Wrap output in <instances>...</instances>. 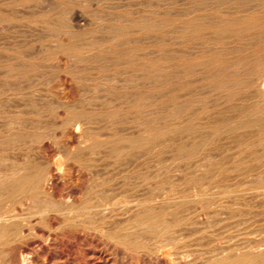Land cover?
Here are the masks:
<instances>
[{"label": "rangeland", "instance_id": "1", "mask_svg": "<svg viewBox=\"0 0 264 264\" xmlns=\"http://www.w3.org/2000/svg\"><path fill=\"white\" fill-rule=\"evenodd\" d=\"M226 1L0 0V150L2 149L0 168L5 170L8 167L9 164L4 165L6 161L5 164L15 162L13 165L19 168L22 164L21 173H28L36 168L46 173L48 159L42 155L44 151L54 155V158L51 156V160L56 159V155L61 159V163L59 162L56 168L54 167L55 170L53 169L51 180H43L41 190L39 189L37 193L25 188L14 192L6 189L4 196L3 193L0 194V213H4L5 216L18 214L19 222L24 224L25 232L23 233L28 235L31 231L27 237L18 233L21 236L17 238L18 241H15L18 252L21 251L23 255L31 259H28L27 263L143 264L137 249L115 242L112 237L109 241L108 234H106L107 238L105 233L83 226L82 221L87 220V216L79 214L78 217L81 216V218L77 217L78 221H74L77 218L73 220L72 217L78 214L74 211L77 209H72L70 212L67 206L61 204L59 206L61 211L57 208L49 209L50 212L48 209H43L41 212L38 210L40 205H44L51 198L52 201L56 200L60 203L61 199L67 197L70 203H77V208L81 207V202L89 197L86 196L89 188H86L92 182L91 180L96 178V173L106 174L110 169L112 172L108 171L109 174L116 172L119 157L106 156L113 146L135 150L152 147L151 150L158 149L159 158H148V160L147 156L142 155L144 158L137 157L135 163H141L143 159L144 162L153 160L151 163L156 164L164 159L163 162H167L166 164L174 170L172 171L174 173L170 175L173 179L177 178L176 181L183 175L184 178L195 176V174H207L212 167V175L209 174L210 177L209 175L208 177L213 183L208 196L214 195V198L217 196L218 201L221 200L224 204V198L227 199L232 194L233 197H239L237 195L241 194L240 200L250 202L253 222L251 238L248 237L256 245L253 247L254 256L264 255V242H262L264 241V205L262 203L264 202V172L262 171L264 170V85H262L264 84V1ZM10 122L13 123L10 124ZM41 148L43 150H40ZM103 148L107 152L103 153ZM26 150L27 154L32 150L31 154L25 155L22 151ZM36 151H42V153ZM86 151L90 153V156H87ZM76 152L87 155L81 157L76 155ZM68 153L71 156L74 154L72 156L74 159ZM10 155V158H6L8 161H4L5 157ZM12 155L17 159L15 160ZM30 155L32 157H29ZM23 156H26L25 161L29 162L30 159L32 163L25 162ZM91 156L93 157L90 158ZM19 159H23L22 163ZM158 159L161 161H155ZM40 161L45 165H40ZM258 161L263 162L262 165ZM86 163L90 164V167ZM171 163L176 166V169ZM28 164L30 166L34 164L32 166L34 168L32 169ZM93 164H95L94 167L91 166ZM96 164L102 168V171ZM205 167L207 171H204ZM85 169L88 171L86 172ZM97 169L101 172H97ZM198 172L201 173L198 174ZM255 172L258 173L255 175ZM83 173L86 176H82ZM240 177L243 182L240 181L239 185L235 184L236 181L239 182ZM221 181L227 182L222 184ZM252 182L255 184H251ZM179 189H176L174 193L177 191V195H180ZM220 189L223 192L219 191ZM57 190H60L59 193ZM226 190L230 194H226ZM248 190H250L249 193ZM247 195L252 197L247 198ZM39 197H45L44 202ZM26 207L29 209H25ZM236 207L243 208L242 205ZM259 217H262L263 221L260 222ZM63 218L67 220V223L62 220ZM216 218L221 221L220 227L224 224L225 226L222 229H219V226L206 227L208 226L206 223L205 228L200 231L203 235L198 232L193 235L194 237L191 236L190 247L196 250L197 254L191 255L190 258H195L198 262L212 257L214 260L223 256L227 258V247L240 241L241 245L240 243L237 245L241 249L237 250L242 251L243 238H235L233 241L228 238L230 234L226 225L232 220L224 213L217 215ZM233 220L235 221L234 218ZM55 221L62 224L57 222L56 227ZM47 223H49L48 226ZM59 226L61 227L58 229ZM31 227H33L32 230ZM50 229L54 231L51 232ZM197 236L201 239H197L196 242ZM209 239L211 240L208 244ZM193 240L195 243L192 242ZM202 240L204 242H201ZM258 240L261 242L259 243ZM205 241L206 245H204ZM191 242L194 244L192 245ZM117 243L120 244V248ZM217 244L224 246L221 247L226 250L222 251L220 248V251H213ZM199 248H204L201 250H206L205 253L199 251ZM207 250H211L212 253ZM102 257L106 258L102 259ZM5 260L6 255L0 252V261Z\"/></svg>", "mask_w": 264, "mask_h": 264}, {"label": "bare ground", "instance_id": "2", "mask_svg": "<svg viewBox=\"0 0 264 264\" xmlns=\"http://www.w3.org/2000/svg\"><path fill=\"white\" fill-rule=\"evenodd\" d=\"M100 1V0H99ZM228 1V0H227ZM226 1V2H227ZM230 1V0H229ZM242 1V0H241ZM264 1V0H263ZM221 2V1H220ZM238 2V0H237ZM236 5V4H234ZM252 5V4H251ZM78 6V5H77ZM86 6V5H85ZM61 7V6H60ZM197 8V7H196ZM242 8V7H241ZM257 8V7H256ZM58 9V8H57ZM74 9V8H73ZM5 10V9H4ZM246 11V10H245ZM248 11V10H247ZM43 12V11H42ZM101 12V11H100ZM160 12V11H159ZM210 12V11H209ZM26 13V12H25ZM62 13V12H61ZM63 14V13H62ZM184 14V13H183ZM182 14V15H183ZM17 15V14H16ZM99 15V14H98ZM200 15V14H199ZM244 15V14H243ZM257 15V14H256ZM79 16V15H78ZM210 16V15H209ZM213 16V15H211ZM224 16V15H223ZM255 17V16H254ZM253 17V18H254ZM69 18V17H68ZM78 18V17H77ZM91 18V17H90ZM143 18V17H142ZM258 19L260 17H257ZM6 19V18H5ZM53 19V18H52ZM224 19V17H223ZM71 20V19H70ZM79 20V19H77ZM82 20V19H81ZM142 20V19H141ZM164 20V18H163ZM184 20V19H183ZM80 21V20H79ZM218 21V20H217ZM223 21V20H222ZM248 21V20H247ZM261 21V20H260ZM254 22V21H253ZM63 23V22H62ZM86 23V22H85ZM84 23V24H85ZM204 23V22H203ZM216 23V22H215ZM78 24V23H77ZM80 24V23H79ZM167 24V23H166ZM196 24V23H195ZM256 24V23H254ZM264 24V23H263ZM72 25V24H71ZM248 25V24H247ZM259 25V24H258ZM167 26V25H166ZM191 26V25H190ZM77 27V26H76ZM81 27V26H80ZM262 27V26H261ZM82 28V27H81ZM190 28V27H189ZM185 29V28H184ZM188 29V28H187ZM222 29V28H221ZM246 29V28H245ZM186 30V29H185ZM192 30V29H191ZM248 30V29H247ZM94 31V30H93ZM130 31V30H129ZM132 31V30H131ZM246 31V30H245ZM177 32V31H176ZM250 32V31H249ZM205 33V32H204ZM222 33V32H221ZM88 34V33H87ZM121 34V33H120ZM109 35V34H108ZM74 36V35H73ZM116 36V35H115ZM169 36V35H168ZM234 36V35H233ZM147 37V36H146ZM156 37V36H155ZM164 37V36H163ZM178 37V36H177ZM77 38V37H76ZM116 38V37H115ZM222 38V37H221ZM225 38V37H224ZM254 38V37H253ZM96 39V38H95ZM146 39V38H145ZM162 39V38H161ZM122 41V40H121ZM226 42V41H225ZM210 43V42H209ZM120 44V43H119ZM241 48V47H240ZM238 49V48H237ZM149 50V49H148ZM182 50V49H181ZM211 50V49H210ZM223 50V49H222ZM239 50V49H238ZM107 51V50H106ZM122 51V50H121ZM187 51V50H186ZM190 51V50H189ZM237 51V50H236ZM185 52V51H184ZM227 52V51H226ZM125 54V53H124ZM139 54V53H138ZM157 55V54H156ZM62 56V55H61ZM91 56V55H90ZM82 57V56H81ZM101 57V56H100ZM64 58V57H63ZM94 59V58H93ZM106 59V58H105ZM2 60V59H1ZM4 60V58H3ZM7 60V59H6ZM63 60V59H62ZM76 60V59H75ZM24 63V62H23ZM106 63V62H103ZM140 63V62H139ZM18 64V63H17ZM21 64V63H20ZM204 64V63H203ZM221 64V63H220ZM38 65V64H37ZM209 65V64H208ZM207 65V66H208ZM98 66V65H97ZM231 66V65H230ZM102 67V66H101ZM227 67V66H226ZM155 68V67H154ZM84 69V68H83ZM91 69V68H90ZM196 69V68H195ZM5 70V69H4ZM181 71V70H180ZM232 71V70H231ZM3 72V71H2ZM1 72V73H2ZM70 72V71H69ZM129 72V71H128ZM184 72V71H183ZM49 73V72H48ZM95 74V73H94ZM239 74V73H238ZM164 75V74H163ZM162 75V76H163ZM154 76V75H153ZM204 76V75H203ZM57 77V76H56ZM263 77V76H262ZM120 78V77H119ZM39 79V78H38ZM148 79V78H147ZM259 79V78H258ZM261 79V78H260ZM32 80V79H31ZM90 80V79H89ZM121 81V80H120ZM152 81V80H151ZM259 81V80H258ZM264 81V80H263ZM23 82V81H21ZM165 82V81H164ZM163 82V83H164ZM253 82V81H252ZM261 82V81H260ZM24 83V82H23ZM251 83V82H250ZM59 84V83H58ZM126 84V83H125ZM220 84V83H219ZM175 85V84H174ZM264 85V84H262ZM54 86V85H53ZM99 86V85H98ZM126 86V85H125ZM182 86V85H181ZM17 87V86H16ZM215 87V86H214ZM218 87V86H217ZM26 88V87H25ZM101 88V87H100ZM198 88V87H197ZM249 88V87H248ZM264 88V87H263ZM92 89V88H91ZM215 89V88H214ZM15 91V90H14ZM84 91V90H83ZM98 91V90H97ZM100 91V89H99ZM202 91V90H201ZM213 91V90H212ZM4 92V91H3ZM108 92V91H107ZM147 92V91H146ZM192 92V91H191ZM160 93V92H158ZM194 93V92H193ZM245 93V92H244ZM260 93V92H259ZM85 94V93H84ZM155 94V93H154ZM163 94V93H162ZM185 94V93H184ZM187 94V93H186ZM261 94V93H260ZM106 96V95H105ZM152 96V95H151ZM159 96V95H158ZM211 96V95H210ZM209 96V97H210ZM31 97V96H30ZM208 97V98H209ZM222 97V96H221ZM20 98V97H19ZM155 99V98H154ZM227 99V98H226ZM210 100V99H209ZM16 101V100H15ZM264 101V100H263ZM26 102V101H25ZM90 102V101H89ZM123 102V101H122ZM121 102V103H122ZM183 102V101H182ZM37 103V102H36ZM102 103V102H101ZM120 103V102H119ZM124 103V102H123ZM147 103V102H146ZM253 103V102H252ZM256 103V102H255ZM9 104V103H8ZM22 104V103H21ZM46 104V103H45ZM254 104V103H253ZM252 104V105H253ZM261 104V102H260ZM34 105V104H33ZM238 105V104H237ZM248 105V104H247ZM251 105V104H250ZM251 105V106H252ZM259 105V104H258ZM52 106V105H50ZM74 106V105H73ZM77 106V105H76ZM198 106V105H197ZM213 106V105H212ZM232 106V105H231ZM249 106V105H248ZM43 107V106H42ZM57 107V106H56ZM126 107V106H125ZM238 107V106H237ZM246 107V105H245ZM250 107V106H249ZM165 108V107H164ZM235 108V106H234ZM259 108V107H258ZM33 109V108H31ZM43 109V108H42ZM70 109V108H69ZM230 109V108H229ZM233 109V108H232ZM5 110V109H4ZM41 110V109H40ZM39 110V111H40ZM221 110V109H220ZM237 110V109H236ZM38 111V110H37ZM36 111V112H37ZM63 111V110H62ZM41 112V111H40ZM229 112V111H228ZM33 113V112H32ZM123 113V112H122ZM147 113V112H146ZM173 113V112H172ZM216 113V112H215ZM222 114V113H221ZM232 114V113H231ZM230 114V115H231ZM42 116V115H41ZM192 116V115H191ZM219 116V115H218ZM137 117V116H136ZM253 117V116H252ZM14 118V117H13ZM118 119V118H117ZM126 119V117H125ZM122 120V119H121ZM14 121V120H13ZM69 121V119H68ZM73 121V120H72ZM70 121V122H72ZM77 121V120H76ZM25 122V121H24ZM75 122V121H74ZM130 122V121H129ZM155 122V121H154ZM207 122V121H206ZM13 123V122H12ZM10 122V124H12ZM92 123V122H91ZM219 123V122H218ZM7 124V123H6ZM9 124V125H10ZM17 124V123H16ZM78 124V123H77ZM8 125V126H9ZM26 125V124H25ZM73 125V124H72ZM140 125V124H139ZM5 126V125H4ZM28 126V125H27ZM133 126V125H132ZM36 127V126H35ZM130 127V126H129ZM146 127V126H145ZM96 128V127H95ZM117 128V127H116ZM128 127H126L127 129ZM262 128V127H261ZM12 129V128H11ZM133 130V129H132ZM131 130V131H132ZM255 130V129H254ZM247 131V130H246ZM263 131V129H262ZM6 132V131H5ZM185 132V131H183ZM261 132V131H259ZM14 133V132H13ZM84 133V132H83ZM88 133V132H87ZM177 133V132H176ZM206 133V132H205ZM241 133V132H240ZM85 134V133H84ZM186 134V133H185ZM214 134V133H213ZM248 134V133H247ZM38 135V134H37ZM53 135V133L51 134ZM244 135V134H243ZM246 135V134H245ZM39 136V135H38ZM60 136V135H59ZM235 136V135H234ZM29 137V136H28ZM32 137V136H31ZM66 137V136H65ZM253 137V136H252ZM263 137V136H262ZM15 138V137H14ZM218 138V137H217ZM258 139V138H257ZM74 140V139H73ZM167 141V140H166ZM82 142V141H81ZM86 142V141H85ZM160 142V141H159ZM158 142V143H159ZM192 142V141H191ZM212 142V141H211ZM254 142V141H253ZM120 143H122L120 141ZM188 143V142H187ZM186 143V144H187ZM190 143V142H189ZM198 143V142H197ZM214 143V142H213ZM249 143V142H248ZM62 144V143H61ZM73 144V143H72ZM115 144V143H114ZM118 144V143H117ZM172 144V143H171ZM206 144V143H205ZM123 144H121L122 146ZM139 145V144H138ZM156 145V144H155ZM159 145V144H158ZM165 145V144H164ZM31 146V145H30ZM35 146V145H34ZM42 146V145H41ZM59 146V145H58ZM110 146V145H109ZM120 146V145H119ZM120 146V147H121ZM169 146V145H168ZM172 146V145H171ZM237 146V145H236ZM257 146V145H256ZM12 147V146H11ZM129 147V146H128ZM157 147V146H155ZM160 147V146H159ZM165 147V146H164ZM18 147H16L17 149ZM35 148V147H33ZM143 148V147H142ZM149 148V147H148ZM153 148V147H152ZM151 148V149H152ZM219 148V147H218ZM6 149V148H5ZM46 149V148H45ZM51 149V148H50ZM49 149V150H50ZM58 149V148H57ZM151 149H144V150H135L132 148L129 149H121L118 147L113 146L112 148H110L108 150V152L106 150H104L103 148V153H106V156L109 157H119L118 161L119 163H117V168H116V172L109 174L108 171L112 172V170H108L106 172V174H101V173H96V178L88 179L89 181L91 180L92 182L90 183V187L88 186L86 189L89 188L88 190V194L86 196H89L87 200H85L84 202H81L82 205L81 207L77 208L76 204L70 203L69 200L67 199H61L60 203L59 201L57 202L56 200L52 201V198L50 201H47L49 203H46L44 205H40L38 210L41 212L43 209H48V212H50L52 209L57 208L59 209V206L61 204H63L67 210L69 209V211L71 212V210L73 209H77L74 210L76 213L78 212V214H75L72 219H76L78 217L79 214L87 216V220L84 219L82 222L83 226H86L92 229H95V231L97 230V232H101V233H105L108 234L109 236V241H110V237H112L114 239L115 242H119L121 244H124L126 247L128 246V248H135L137 249L136 251H139L141 254V260L143 264H264V255H260L258 257L254 256L253 253V247L256 246L252 243V241L250 240L251 238V233H252V219H251V215H252V208H251V204L246 203L243 200H240V195H237L239 197H227L224 198L225 199V203H221V200L218 201V199L215 197L214 195L212 197H209L210 195L208 194V192L210 191V187L212 185V179L210 177V175H212L213 172V168L211 167L208 168L210 169L207 174H202V175H196L192 177H184L183 176L181 178L183 179H179V180H175L177 178H172V171H174L172 169L171 166L167 165L164 161V159H162V162H156V164H153L149 161L144 162L143 159H141V161L143 162H137L135 163L137 157L140 156H147L148 158H155L158 157L159 158V151L158 149L156 151L151 150ZM155 149V148H154ZM178 149V148H177ZM2 150V149H1ZM0 150V152H1ZM7 150V149H6ZM12 150V149H11ZM28 150V149H27ZM26 151H22L24 152V154L26 155L27 153ZM33 150V149H32ZM29 151V154H31ZM35 150V149H34ZM33 150V151H34ZM40 150H43L42 148ZM71 150V149H70ZM82 150V149H81ZM79 150V151H81ZM94 150V149H93ZM97 150V149H96ZM162 150V149H160ZM181 150V148H180ZM183 150V149H182ZM199 150V149H198ZM219 150V149H218ZM14 151V150H13ZM13 151H11V153H14ZM78 151V150H77ZM90 151V150H89ZM98 151V150H97ZM158 151V152H157ZM165 151V150H164ZM172 151V150H171ZM8 152V151H7ZM38 152V151H36ZM53 152V151H52ZM51 152V153H52ZM85 152V151H84ZM88 152V151H86ZM184 152V151H183ZM186 152V151H185ZM6 153V152H4ZM10 153V152H9ZM16 153V152H15ZM18 153H21L18 151ZM35 153V152H34ZM38 153H42L38 152ZM37 153V154H38ZM60 153V151L58 152ZM57 153V154H58ZM63 153V152H62ZM70 153V152H69ZM68 153V154H69ZM75 153V152H74ZM100 153V152H99ZM1 154V153H0ZM27 154V155H29ZM36 154V153H35ZM45 154V155H44ZM67 154V155H68ZM90 153L88 152V155L81 152H76V155L84 157V156H90ZM162 154V153H161ZM160 154V156H161ZM191 154V153H190ZM4 155V154H3ZM16 155V154H15ZM20 155V154H19ZM23 155V154H22ZM34 155V154H32ZM44 157L46 156V158L48 159L47 161V172H43L40 168L39 169H33L32 166H34V160H33V165L29 166L33 169L32 171H28V173H21V167L19 168L18 166H14L13 164H15V162L12 164V162H10L12 165H10V163H6L5 164V160L8 161V159L6 158H10V156L5 157L4 159V165H8V167L5 168H0V194L3 193L4 196V191H6V189L8 190H12L14 191H21V190H29L32 191L34 193H37L39 191V189L41 188V184L43 180H51L52 176H53V169L55 166L58 165V163H61V159L57 158L55 156L56 159L54 158V155H50L49 152L44 151V153L42 154ZM61 156V154H58ZM74 154H72L73 156ZM102 155V154H101ZM180 155V154H179ZM182 155V154H181ZM211 155V154H210ZM209 155V156H210ZM262 155V154H261ZM1 156V155H0ZM13 156V155H12ZM21 156V155H20ZM51 156H53L52 160H51ZM70 157H72L69 154ZM77 156V157H78ZM105 156V154H104ZM142 156V158H144ZM170 156V155H169ZM168 156V157H169ZM187 156V155H186ZM260 156V155H258ZM3 157V158H4ZM15 158V156H13ZM29 157H32L31 155ZM35 157V156H34ZM38 156H36V159ZM67 157V156H66ZM79 157V158H81ZM93 156H91L90 158H92ZM98 157V156H97ZM103 157V156H102ZM14 158L12 160H14ZM25 160L26 156L22 157ZM28 158V157H27ZM40 158V157H39ZM43 158V157H42ZM73 158V157H72ZM89 158V157H88ZM95 158V157H94ZM165 158V157H164ZM257 158V157H256ZM2 159V157H1ZM17 158H15L16 160ZM23 159H21L23 161ZM64 159V157H63ZM74 159V158H73ZM76 159V157H75ZM85 159V158H83ZM114 159V158H113ZM146 159V158H145ZM160 159L155 160V161H161ZM166 159V158H165ZM259 159H261L259 157ZM258 159V160H259ZM20 160V159H19ZM20 160V162L22 163V161ZM40 160V159H39ZM65 160V159H64ZM87 160V157H86ZM92 160V159H91ZM90 160V161H91ZM96 160V159H94ZM99 160V159H97ZM101 160V159H100ZM115 160V159H114ZM149 160V159H148ZM168 160V159H167ZM165 160V161H167ZM262 160V159H261ZM1 161V160H0ZM10 161V159H9ZM18 161V160H17ZM16 161V162H17ZM75 161V160H74ZM93 161V160H92ZM201 161V160H200ZM27 163L31 162V160L29 159L28 161H25ZM36 162V161H35ZM42 161L39 162V164H43L41 163ZM78 162V161H77ZM98 162V161H97ZM112 162V161H111ZM173 162V161H172ZM186 162V161H185ZM196 162V161H195ZM259 162V161H258ZM24 163V162H23ZM26 163V164H27ZM32 163V162H31ZM46 163V162H45ZM89 163V161H88ZM105 163V162H104ZM108 163V162H106ZM263 162H259V164H261ZM3 164V163H2ZM18 164V163H16ZM25 164V166H26ZM82 164V162H81ZM101 164V163H100ZM114 164V163H113ZM169 164V162H168ZM173 165V163H171ZM183 164V162H182ZM196 164V163H195ZM45 165V164H43ZM83 165V164H82ZM86 165H88L86 163ZM109 165V164H108ZM200 165V164H199ZM207 165V164H206ZM262 165V164H261ZM259 165V167L261 166ZM24 166V164H23ZM28 166V168H30ZM36 166V165H35ZM38 166V165H37ZM90 167V164L88 165ZM91 166H95V164L91 165ZM96 166L98 167V165L96 164ZM102 166V164H101ZM175 166V165H173ZM192 166V165H190ZM243 166V165H242ZM264 166V165H263ZM61 167V166H60ZM110 167V165L108 166ZM183 167V166H182ZM193 167V166H192ZM236 167V165H235ZM250 167V166H249ZM248 167V168H249ZM257 167V166H256ZM258 167V168H259ZM23 168V167H22ZM25 168V167H24ZM27 168V167H26ZM27 168V169H28ZM56 168V167H55ZM58 168V167H57ZM83 168V167H82ZM100 168V167H98ZM107 168V167H105ZM174 168V167H173ZM178 168V167H177ZM200 168V167H199ZM238 168V167H237ZM235 168V170L237 169ZM240 168V166H239ZM244 168V167H241ZM247 168V169H248ZM251 168V167H250ZM263 168V167H262ZM3 169V170H2ZM68 169V168H67ZM102 171V168H100ZM176 169V166L175 168ZM190 169V168H189ZM201 169V168H200ZM206 169V167H205ZM253 169V168H252ZM260 169V168H259ZM258 169V171H259ZM55 170V169H54ZM58 170V169H56ZM83 170V169H82ZM90 170V169H89ZM92 170V169H91ZM178 170V169H177ZM182 170V169H181ZM249 170V169H248ZM255 170V168L253 169ZM252 170V171H253ZM27 171V170H26ZM60 171V170H58ZM86 171V169H85ZM88 171V170H87ZM86 171V172H87ZM96 172V170H94ZM100 171L97 169V172ZM100 171V172H101ZM176 171V170H175ZM179 171V170H178ZM177 171V172H178ZM185 171V170H183ZM204 171H207L204 170ZM217 171V170H216ZM220 171V170H219ZM218 171V172H219ZM237 171V170H236ZM239 171V170H238ZM256 171V170H255ZM262 171L264 172V170L262 169ZM61 172V171H60ZM76 172V171H75ZM91 172V171H89ZM193 172V171H192ZM195 172V171H194ZM247 172V171H245ZM244 172V173H245ZM251 172V171H248ZM56 173V172H54ZM85 173V172H84ZM82 176H86V174ZM93 173V172H91ZM180 173H182L180 171ZM179 173V174H180ZM187 173V172H185ZM184 173V174H185ZM196 173V172H195ZM201 172H198V174ZM215 173V172H214ZM238 173V172H237ZM258 172H255V175ZM261 173V172H260ZM65 174V173H64ZM88 174V173H87ZM171 174V175H170ZM178 173H176L177 175ZM183 174V173H182ZM210 174V175H209ZM11 175H13L11 177ZM63 175V174H62ZM76 175V174H75ZM90 175V174H89ZM89 175L87 177H89ZM92 175V174H91ZM90 175V176H91ZM209 175V177H208ZM235 175V174H233ZM240 175V174H239ZM246 175V174H245ZM251 175V174H250ZM253 174V176H255ZM59 176V175H57ZM93 176V175H92ZM171 176V177H170ZM179 176V175H177ZM176 176V177H177ZM232 176V175H231ZM230 176V177H231ZM237 176V175H236ZM94 177V176H93ZM180 177V176H179ZM178 177V178H179ZM216 177V176H215ZM224 177V176H223ZM249 177V176H248ZM222 179V177H219ZM235 178V176H234ZM239 178V176H238ZM241 179H239V182H235L240 183L243 182L242 177H240ZM245 178V177H244ZM252 178V177H251ZM260 178V177H259ZM56 179V178H55ZM65 179V177H64ZM67 179V178H66ZM73 179V178H72ZM225 178H223L224 180ZM229 179V178H228ZM258 179V178H257ZM58 180V179H57ZM86 180V179H85ZM248 180V179H246ZM253 180V179H252ZM262 180V179H261ZM47 181V182H49ZM64 181V180H63ZM214 181V180H213ZM217 181V180H215ZM45 182V181H44ZM43 182V183H44ZM52 182V181H51ZM218 182V181H217ZM222 182V181H221ZM227 182V181H225ZM224 182V183H225ZM233 182V181H232ZM248 182V181H246ZM53 183V182H52ZM51 183V184H52ZM65 183V182H64ZM79 183V182H78ZM84 183V182H83ZM82 183V184H83ZM222 182V184H224ZM85 184V185H87ZM221 184V185H222ZM241 184V183H240ZM251 184H255L254 182H252ZM49 185V184H48ZM228 185V184H227ZM234 185V184H233ZM250 184H248L249 186ZM262 185V184H261ZM43 186V185H42ZM72 186V185H71ZM84 186V185H83ZM218 186V185H217ZM47 187V186H46ZM51 187V186H50ZM54 187V186H53ZM58 187V186H57ZM56 187V188H57ZM63 187V184H62ZM178 187V188H177ZM213 187V186H212ZM219 187H221L219 185ZM228 187V186H227ZM245 188L247 187L246 185L244 186ZM256 187V185H255ZM258 187V185H257ZM43 188V187H42ZM45 188V187H44ZM48 188V187H47ZM55 188V189H56ZM59 188V187H58ZM83 188V187H82ZM180 188V189H179ZM217 188V187H214ZM213 188V189H214ZM243 188V187H241ZM50 189V188H49ZM60 189V188H59ZM63 189V188H62ZM77 189V188H76ZM176 189H179L180 192L178 191V194L180 193V195H177V191L175 192L177 197H175L176 195H174V191ZM229 189V188H228ZM238 189V188H237ZM249 189V188H248ZM260 189V188H259ZM41 190V189H40ZM46 190V189H45ZM53 190V189H52ZM80 190V189H79ZM233 190V189H232ZM263 191V189H261ZM58 193L60 190H57ZM75 191V190H74ZM78 191V190H77ZM85 191V190H84ZM221 191V189L219 190ZM243 191V190H242ZM246 191V190H245ZM250 190H248L249 193ZM43 192V191H40ZM55 192V191H54ZM64 192V191H63ZM66 192V191H65ZM182 192V194H181ZM223 192V190L221 191ZM235 192V191H234ZM48 193V192H47ZM68 193V191L66 192ZM229 193L226 190V194ZM252 193V191H251ZM40 194V193H39ZM64 193H62L63 195ZM70 194V193H69ZM84 194V193H83ZM215 194V193H214ZM230 194V193H229ZM2 195V194H1ZM24 195V194H22ZM32 195V194H31ZM44 195V194H43ZM47 195V194H46ZM44 195V196H46ZM51 195H54L53 193H51ZM58 195V194H57ZM60 195V194H59ZM58 195V196H59ZM73 195V194H72ZM77 195H79L77 193ZM209 195V196H208ZM212 195V194H211ZM243 195H245L243 193ZM259 195V194H257ZM262 195V193L260 194V196ZM20 196V195H18ZM65 196H69L68 194ZM64 196V198H65ZM235 196V195H234ZM248 196V195H247ZM255 196V195H254ZM253 196V197H254ZM22 197V196H21ZM29 197V196H28ZM34 197V196H33ZM56 197V196H55ZM72 197V196H69ZM76 197V196H75ZM74 197V198H75ZM85 197V194L84 196ZM246 197V196H245ZM250 196H248L247 198H249ZM252 197V196H251ZM250 197V198H251ZM31 198V197H30ZM36 198H38L36 196ZM41 201L44 202V198L39 197ZM60 199V197H57ZM82 198V197H81ZM80 198V199H81ZM262 198V197H261ZM33 199V198H32ZM44 199V200H43ZM73 199V198H71ZM79 199V197H78ZM222 199V197L220 198ZM253 199V198H252ZM264 199V198H263ZM84 200V198H83ZM29 201V199H28ZM34 201V200H33ZM73 201V200H72ZM223 201V200H222ZM247 201V200H246ZM250 201V200H249ZM252 201V200H251ZM261 201V200H260ZM16 202V201H15ZM62 202V203H61ZM80 202V201H78ZM262 202V201H261ZM13 203V202H12ZM66 205H65V204ZM264 205V202H262ZM261 203V204H262ZM31 204V203H30ZM37 204V203H36ZM79 204V203H78ZM80 205V204H79ZM237 205H242L243 208L241 207H236ZM256 205V204H255ZM34 206V205H33ZM32 206V207H33ZM36 206V205H35ZM18 207V205H17ZM22 207V205H21ZM31 207V206H30ZM236 207V208H235ZM8 208V207H7ZM34 208V207H33ZM36 208V207H35ZM52 208V209H51ZM25 209H29V208H25ZM37 209V208H36ZM49 209H51L49 211ZM63 209V208H61ZM255 209V208H254ZM7 210V209H6ZM35 211V209H33ZM264 210V209H263ZM16 211V210H15ZM21 211V210H20ZM54 211V210H53ZM61 211V210H60ZM59 212V211H58ZM258 212V210H257ZM34 213V212H33ZM37 213V212H36ZM39 213V212H38ZM221 213L227 214L228 218H230L232 220L231 223L227 224L226 227H228L229 229L227 231L228 234H230V236L228 237L229 240L233 241L235 238H243V246H242V251H238L237 249H239L240 247H238L237 244H239L241 241V239L238 241L239 243L237 244H232V246H228V255H226L227 258L220 257L218 259H206L202 262H198L191 257V255H195L197 254L196 250L192 249L190 247V241L189 238L191 240V236L194 237V234H197L198 232L201 233V229L205 228L204 225H206V223L208 224V226L206 227H214L221 225V221L219 219H217V215H220ZM262 213V212H261ZM51 214V213H50ZM64 214V213H63ZM62 214V215H63ZM69 214V213H68ZM27 215V214H26ZM61 215V214H60ZM258 215V214H257ZM31 216H33L31 214ZM29 215V217H31ZM68 216V215H67ZM261 216V215H260ZM23 217V216H22ZM54 217V216H53ZM56 217V216H55ZM18 218H20V216L17 215H10L9 216H5L4 213H0V252L4 253L6 255V260L5 261H0V264H31L27 263L28 262V257L23 255V253L20 251L18 252V250L15 247V241H18L17 238L21 235H18V233H22L23 235H25L24 231V227H23V223L19 222ZM39 218V217H38ZM70 218V217H69ZM78 218H81L78 217ZM78 218L74 221H78ZM233 218L235 219V221L233 220ZM260 218V217H259ZM262 218V217H261ZM261 218L259 219L260 222L263 221L261 220ZM24 219V218H22ZM222 219V218H221ZM237 219V220H236ZM257 219V217H256ZM16 220V222H15ZM25 220V219H24ZM44 220V219H42ZM48 220V219H47ZM54 219L52 218V221ZM57 220V219H56ZM64 220V218L62 219ZM71 220V218H70ZM80 220V219H79ZM86 220V221H85ZM22 221V220H21ZM26 221V220H25ZM59 221H61V219H59ZM57 221V222H59ZM65 222L67 221L66 219L64 220ZM63 221V223H64ZM69 221V220H68ZM85 221V222H84ZM56 222V221H55ZM56 222V223H57ZM80 222V221H79ZM78 222V223H79ZM259 222V221H258ZM264 222V221H263ZM55 226L58 225V223ZM60 223V222H59ZM67 223V222H66ZM76 223V222H75ZM256 223V222H255ZM32 224V223H31ZM29 224V225H31ZM46 224V223H45ZM49 223H47L48 226ZM62 224V222L60 223ZM201 224V225H200ZM254 224V223H253ZM259 224V223H258ZM28 225V224H26ZM80 225V224H79ZM81 225V226H82ZM200 225V226H199ZM260 225V224H259ZM258 225V226H259ZM53 226V225H52ZM64 226V225H63ZM62 226V227H63ZM202 226V227H201ZM204 226V227H203ZM224 225H222V227H224ZM254 226V225H253ZM30 227V226H29ZM28 227V228H29ZM34 227V226H33ZM33 227H31V230L33 229ZM51 227V226H50ZM48 227V228H50ZM57 227V226H56ZM61 226L58 227V229ZM201 227V228H200ZM220 227V226H219ZM222 227H220L219 229H222ZM262 227V226H261ZM53 228V227H51ZM77 228V227H76ZM263 228V227H262ZM93 232H95L94 230H92ZM224 229V228H223ZM51 232L52 230L54 231V229H50ZM75 230V228H74ZM208 230V229H207ZM214 230V229H213ZM218 230V229H217ZM216 230V231H217ZM40 230H38L39 232ZM42 231V229H41ZM45 231V229H44ZM56 231V230H55ZM72 231V230H71ZM78 231V230H77ZM225 231V229H224ZM27 232V231H26ZM48 232V231H47ZM73 232V231H72ZM212 232V231H211ZM220 232V231H219ZM261 232V231H260ZM259 232V233H260ZM31 233V231L29 232V234ZM46 233V232H45ZM74 233V232H73ZM76 233V232H75ZM81 233V232H80ZM204 233H207L206 231H204ZM28 234V235H29ZM60 234V233H59ZM78 234V233H76ZM82 234V233H81ZM94 234V233H93ZM203 235V233H201ZM215 234V233H214ZM221 234V233H220ZM219 234V235H220ZM223 234V232H222ZM227 234V233H226ZM225 234V235H226ZM22 235V236H23ZM28 235H25L26 237ZM46 235V234H44ZM43 235V236H44ZM55 235V234H53ZM67 235V234H66ZM72 235V234H71ZM98 235V234H97ZM207 235V234H205ZM213 235V234H211ZM218 234H216L217 236ZM224 235V236H225ZM257 235V234H256ZM259 235V234H258ZM83 236V235H82ZM107 236V235H106ZM104 236V237H106ZM107 236V238H108ZM214 236V235H213ZM250 236V238L248 237ZM263 236V235H262ZM24 237V236H23ZM25 237V239H26ZM42 237V236H41ZM101 237V236H99ZM98 237V238H99ZM215 237V236H214ZM227 237V236H225ZM224 237V238H225ZM212 238V236H211ZM217 238V237H215ZM219 238V237H218ZM48 239V238H47ZM46 239V240H47ZM57 239V238H56ZM79 239V238H78ZM92 239V238H91ZM103 239V238H102ZM105 239V238H104ZM197 239L200 240V238H196V242ZM206 239V237H205ZM208 239V237H207ZM259 239V238H258ZM263 240V237L261 238ZM21 240V239H20ZM31 240V239H30ZM90 240V239H89ZM96 240V238H95ZM99 240V239H98ZM207 240V243L209 242ZM212 240H214V238H212ZM217 239H215L216 241ZM253 240V239H252ZM25 241V240H22ZM48 241V240H47ZM102 241V240H101ZM113 241V240H112ZM113 241V242H114ZM195 241L193 240L192 242L195 243ZM255 242V240H253ZM38 242V241H37ZM43 242V241H42ZM46 242V241H44ZM94 242V241H93ZM191 242V243H192ZM201 242H204V240H202ZM213 242V241H212ZM258 242L260 243L261 241L258 240ZM264 242V241H262ZM68 243V242H66ZM96 243V242H95ZM117 243V244H119ZM192 243V245L194 244ZM205 241V244H207ZM208 243V244H209ZM234 243V242H233ZM242 243V242H241ZM240 243V245H241ZM258 243V244H259ZM20 244V243H19ZM17 244V245H19ZM35 244V243H34ZM47 244V243H45ZM103 244V243H102ZM215 244V243H214ZM257 244V243H256ZM264 244V243H263ZM261 244V245H263ZM52 245V244H50ZM81 245V244H80ZM87 245V244H86ZM97 245V243H96ZM101 245V244H100ZM106 245V244H105ZM116 245V244H115ZM124 245L123 248H124ZM202 246V243L200 244ZM218 245V244H217ZM260 245V246H261ZM44 246V245H43ZM88 246V245H87ZM98 246V245H97ZM111 246V245H110ZM113 246V245H112ZM118 246V245H117ZM222 246V245H221ZM220 244L216 247H214V250H219L221 247ZM259 246V247H260ZM120 248V244L118 246ZM263 247V246H261ZM261 247L259 248L261 250ZM19 248V247H18ZM24 248V247H22ZM28 248V247H27ZM20 249V248H19ZM25 249V248H24ZM23 249V251H24ZM38 249V248H37ZM44 249V248H43ZM46 249V248H45ZM117 249V248H116ZM115 249V250H116ZM200 249V248H199ZM204 249V248H201ZM199 250V251H204V250ZM241 249V248H240ZM26 250V249H25ZM62 250V249H61ZM101 250V249H100ZM105 250V249H104ZM114 250V248H113ZM222 251L226 250L225 248L221 249ZM32 251V250H31ZM43 251V250H42ZM206 251V250H205ZM204 251V253H205ZM208 252L211 250H207ZM220 251V250H219ZM262 251V250H261ZM27 252V251H26ZM25 252V253H26ZM46 252V251H45ZM44 252V253H45ZM41 253V252H40ZM212 253V252H211ZM262 253V252H260ZM258 253V254H260ZM43 254V253H42ZM48 254V253H47ZM127 254V253H126ZM207 254V253H206ZM257 254V253H255ZM30 255V254H27ZM34 255V254H33ZM37 255V254H36ZM129 255V253L127 254ZM132 255V254H131ZM134 255V254H133ZM201 255V254H200ZM3 256V255H2ZM67 256V255H66ZM103 256V255H102ZM139 256V255H138ZM37 257V256H36ZM56 257V255H55ZM101 257V256H100ZM128 257V256H127ZM133 257V256H132ZM131 257V258H132ZM211 257V256H209ZM81 258V257H79ZM99 258V257H98ZM106 258V257H104ZM102 257V259H104ZM138 258V257H137ZM5 259V258H3ZM2 259V260H3ZM95 259V258H94ZM31 260V259H29ZM93 261V260H92ZM134 261V260H133ZM201 261V260H200ZM37 262V260H36ZM40 262V261H39ZM75 262V261H74ZM104 262V261H103ZM122 262V261H121ZM49 263V262H48ZM85 263V262H84ZM101 263V262H100ZM98 263V264H100ZM134 263V262H133ZM107 264V263H106ZM138 264V263H137Z\"/></svg>", "mask_w": 264, "mask_h": 264}]
</instances>
